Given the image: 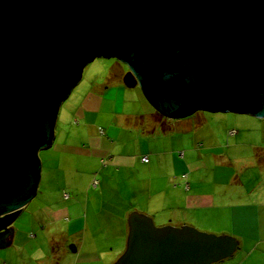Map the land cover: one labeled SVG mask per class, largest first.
I'll list each match as a JSON object with an SVG mask.
<instances>
[{
    "label": "water",
    "instance_id": "95a60500",
    "mask_svg": "<svg viewBox=\"0 0 264 264\" xmlns=\"http://www.w3.org/2000/svg\"><path fill=\"white\" fill-rule=\"evenodd\" d=\"M110 57L164 118H264V0H0V245L36 194L60 104L89 61ZM125 224L111 264H212L239 248L136 210Z\"/></svg>",
    "mask_w": 264,
    "mask_h": 264
},
{
    "label": "crops",
    "instance_id": "0c3cea01",
    "mask_svg": "<svg viewBox=\"0 0 264 264\" xmlns=\"http://www.w3.org/2000/svg\"><path fill=\"white\" fill-rule=\"evenodd\" d=\"M112 74L104 75L102 80L98 76L92 81H90L92 78L87 80L90 82H86L84 86L79 88L77 93L73 92L75 90H71L68 93L69 95H67L68 97L63 100L67 101L69 97H72L74 94L76 95L75 101L69 103V109L71 108L70 110L68 109L69 113L67 112L68 104H66L62 116L58 113L54 122L53 138L49 146L44 148H52L53 153L62 161L63 167L66 169L63 171V174H66V177H71V183H73L72 174L79 172L76 161L77 157L79 159L84 158L87 161L86 156L91 157L92 161L98 158V162L102 165L110 164L113 168L123 169V173L130 174L135 180V194H141L143 196L140 206H143L146 211L137 209L138 211L151 216L153 220H159L160 225L171 224L174 226H192L194 222H199V220L201 222L204 217L211 216V213L215 217L218 215L216 220L218 218L227 220L226 224L230 226V230L237 232L238 238L233 237L238 241L239 247L243 239L252 242L251 244L253 245H251L247 252V256L250 259V262L247 264H264V257L260 259V256L257 255V258H252L255 255L253 252H256L257 248H260V255L264 256V188H244L237 186L229 190L226 187L224 189L214 188L217 190L213 189V191H201L198 185L190 188L187 183H184V179H187L191 174L193 176L194 172H198L199 168L196 167L200 163L190 161V156L186 161L184 152L175 153V151L167 149L170 141L164 136L166 132L171 130L180 133L183 130V126H187L185 124H179L178 121L180 120L178 119L170 120L155 116L154 110L149 115L150 125H146L143 119H141L142 115L139 113L140 111L133 110L131 111L132 113L124 114V106L129 104V102L134 103L132 97L133 88L124 86L122 82L123 71L121 69H117ZM133 103L131 106L134 109ZM118 107L120 108L119 110ZM248 116L252 117L250 115ZM108 117L110 121L105 123ZM116 117H120L122 120L133 118L134 121H137L132 126L136 130L137 137L135 139L140 140V145L142 146L137 154L122 153L119 148L122 147L121 141H118L114 148L113 144H110V140L106 137L109 129L113 125V127L120 128L115 123ZM252 118L256 119V121L260 120L259 129L263 128L264 131V120L255 117ZM197 119L199 118H196L195 122H197ZM74 121L76 123L78 122L77 125L73 124ZM188 124L191 123L189 122ZM234 132L229 136L237 137L239 135L236 131ZM209 141H211L210 145L212 146V142L215 141L214 136H211ZM234 143H238V138H236ZM237 145L232 144L231 146L235 147ZM213 147L217 150L214 151L221 152V154L215 155L212 158V160L215 159L214 163L221 161L226 162L227 165H233L234 161H245L244 159L249 157L255 164L264 165L263 153L256 156L242 154V156L234 155L227 158L216 145ZM142 157L147 158L146 163L141 162L140 159ZM39 162V183L35 195L42 196L46 191L44 185L47 183L43 176L42 161L39 160ZM93 169L91 168V170ZM68 173L70 174L68 175ZM221 177L226 176L222 174ZM194 178L193 176L192 179ZM235 180L236 176L231 175V182ZM91 182L89 186L92 188H96L99 184V181H97L96 186L93 187ZM169 183L173 185H169ZM67 191L74 192L75 190L69 185L65 189L58 190L59 197L64 201H69L68 194L66 199L63 198V194H66L65 192ZM48 205L45 206L44 214L47 216L49 229H52V223L58 219L55 217H58L59 214L53 211V206ZM66 207L74 210L76 205H67ZM131 210L125 209L122 211V214L119 215L121 221L124 222V218L126 219L127 213ZM224 210L228 211V215H222L223 213L221 211ZM48 219L51 221L50 223ZM211 224H215V222H211ZM8 229V234L3 237V240L8 242L0 245V249L10 248L12 245H16L13 228L10 226ZM53 230L55 232L54 228ZM225 230L223 229L219 233L232 236L230 232ZM84 231L85 227L83 228V222L77 217L69 221L64 228L59 230L58 235L60 236L58 240H53L58 235H41L45 237V242L48 246L47 251L42 254L37 248H32L29 253L32 260L29 261V264H111L124 248L126 236L125 222L124 224L119 222L117 233L112 234L110 237L106 236L107 234L101 233L85 235ZM35 238L36 236L34 235L28 236L29 241H34ZM24 240L26 239L22 241ZM97 240H109L113 241L114 244L106 245V248H104L103 245L94 243ZM58 241L63 242L61 248L60 246L57 249L52 247V243L57 244ZM67 242H72L75 247L74 252L68 250ZM94 244L96 247H94ZM29 245H32L31 242ZM22 246L20 243L16 245V248L12 250L13 256L11 254L4 255L6 264H9L8 262L12 257L22 262L21 257L24 255L23 250L20 249ZM106 256L111 259L105 261L103 258ZM1 264H3V260ZM10 264L13 263L10 262Z\"/></svg>",
    "mask_w": 264,
    "mask_h": 264
},
{
    "label": "rangeland",
    "instance_id": "374dc122",
    "mask_svg": "<svg viewBox=\"0 0 264 264\" xmlns=\"http://www.w3.org/2000/svg\"><path fill=\"white\" fill-rule=\"evenodd\" d=\"M117 69L123 71V76L127 72L126 65L119 62L114 57L107 59L94 58L83 68L78 81L81 83H77L80 85H74L70 91L75 90L73 92L77 93L79 88L84 86L86 82L92 81L97 76L102 80L104 75H108L109 73L110 75H113L112 73L117 71ZM89 79L91 80L87 81ZM75 97L76 95L74 94L72 97H69L67 101H63L64 103H61L62 106L60 104L61 109L59 111V106L57 116L58 113L62 116L66 104H68L67 112L69 113V103L74 102ZM132 97L134 103L129 102V104H126L123 108V113L129 114L132 113L131 111L133 110L140 111L139 113L142 115L141 119H143L146 125H150L149 115L153 109L146 102L138 87L133 88ZM125 103L127 102L125 101ZM132 103L134 104V109L131 106ZM119 109L120 108L118 107V110ZM252 117H249L246 113L209 112L197 109L183 118H179V124H185L187 127L183 126V130H181L180 133L171 130L164 134L167 140L170 141V145L167 149L175 151V153L184 152L186 161L190 156V161L200 163L196 167L199 168V171L193 173L195 178L192 179L193 176L191 174L187 179H184V183H187L190 188L198 185V187L201 188V191H213L214 188L224 189L225 187L229 190L237 186L244 188H264V165L255 164V162L249 157H246L244 159L245 161H234L233 165H227L226 162L221 161L214 163L215 159L212 160L215 155L221 154L220 151L216 152V148L213 147L215 145L219 150H222L224 153L223 155H226L227 158L234 155L242 156V154H246L247 156H256L260 153L264 154V131L263 128L259 129L260 120H258H264V118H258V121H256V119ZM196 118H199L197 119V122H195ZM199 120L201 121L199 122ZM109 121L110 119L108 117L106 118L105 123ZM136 122L137 121H134L133 118L122 120L120 117H116L115 123L122 128L113 127V125L111 129H109V133L106 137L110 140V144H113V147L115 148L116 143L121 141L122 147L119 148L122 153L128 152L127 154H137L142 146L140 145V140L135 139L137 137L136 130L132 128ZM189 122L191 124H188ZM77 123L74 121L73 124L77 125ZM231 130L236 131L239 135L237 137L229 136L232 135L229 134V131ZM211 136H214L215 140L212 142V146L210 145L211 141H209ZM236 138H238V143H234ZM232 144L238 145L232 147ZM37 157L42 161L43 176L47 183L44 185L46 191L42 196L38 194L35 195L21 209L18 216L11 224L15 234V244L17 245L20 243L23 245L20 249L23 250L24 255L21 257L22 262L17 261L12 257L8 262L9 264L10 262L13 264H29V261L32 260L29 256L32 248H37L42 254L45 253L48 246L45 242V237L41 235H58L59 230L64 228L69 221L77 217L83 222L85 235L101 233L107 234L106 236L110 237L112 234L117 233L119 222H122L123 224L125 222V218L124 222L119 218V215L122 214L123 210L132 209L138 211L137 209H142L146 211L143 206H140L142 204L143 196L141 194H135L136 188L134 189V178L128 173H123V169L119 170L116 167L113 168L110 164L102 165L98 162V158H95V161H92L91 157L86 156V161L84 158L79 159V157H77L76 161L79 172H74V174H72L74 182L71 183V177H66V174H63V171L66 169L63 167L62 161L53 153L52 148L38 150ZM91 168L94 169L91 170ZM69 174L70 173H68V175ZM222 174H225L226 177H221ZM231 175L236 176L234 182H231ZM93 178L94 180L99 181L96 188L89 186ZM170 184L171 183H169V185ZM68 185L72 186L75 191L65 192L69 196V201H64L59 197L58 190L65 189ZM48 204L53 206V211H56L59 214L58 217H55L58 219L54 220V224L52 223L55 232L53 228L49 229V226L47 225V216L44 214L45 206ZM67 205H76V208L71 210L69 207H66ZM221 212L223 213L222 215H228L227 210ZM42 216H44V218H42ZM217 216L218 215H216V217ZM216 217L211 213V216L204 217L201 222L200 220L199 222L194 223L191 221L193 223L192 227L216 235L224 234L219 232L226 229L225 231L231 233V237H237V232L230 230V226L226 224L227 220L219 218L216 220ZM48 221L49 223L51 222L49 219ZM153 222L156 226H160L159 220H153ZM211 222H215V224H211ZM30 235L36 236L34 241L28 240V236L30 237ZM59 236L60 235L54 237L53 240H58ZM23 239L26 240L22 241ZM30 242L33 246L29 245ZM62 243V241H58L57 244L53 242L52 247L57 249V247L60 246L61 248ZM94 243L101 244L104 248H106V245L114 244L113 241L109 240H97ZM240 243L241 246L230 257L212 264L249 263L250 259L247 256V252L253 244H251L252 242L247 241V239H243ZM70 244H72V242L66 243L67 246ZM16 245H12L10 248L0 249V264L2 263V260L3 264L7 263L4 255L7 256L8 254H11L13 256L12 250L16 248ZM94 247H96V245ZM259 250L260 248H257V251L253 252L255 255L252 258L260 256L261 259L264 257L263 255H260ZM103 259L108 261L111 258L106 256Z\"/></svg>",
    "mask_w": 264,
    "mask_h": 264
},
{
    "label": "built area",
    "instance_id": "2783aa9c",
    "mask_svg": "<svg viewBox=\"0 0 264 264\" xmlns=\"http://www.w3.org/2000/svg\"><path fill=\"white\" fill-rule=\"evenodd\" d=\"M233 133H235L233 130H231L230 132H229V134H233ZM180 156H181V154H180ZM141 162H143V163H146L147 162V158L146 157H142L141 159ZM96 183H97V181L96 180H92V182H91V185L93 186V187H95L96 186ZM63 198H67V194H63Z\"/></svg>",
    "mask_w": 264,
    "mask_h": 264
},
{
    "label": "trees",
    "instance_id": "16d2710c",
    "mask_svg": "<svg viewBox=\"0 0 264 264\" xmlns=\"http://www.w3.org/2000/svg\"><path fill=\"white\" fill-rule=\"evenodd\" d=\"M155 116L161 117L163 118V116H161L160 114H158L157 112H155Z\"/></svg>",
    "mask_w": 264,
    "mask_h": 264
}]
</instances>
